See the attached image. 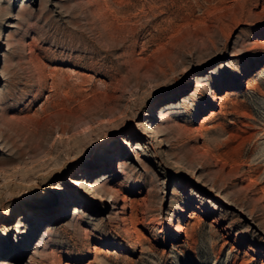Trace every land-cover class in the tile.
<instances>
[{"label":"rangeland","instance_id":"1","mask_svg":"<svg viewBox=\"0 0 264 264\" xmlns=\"http://www.w3.org/2000/svg\"><path fill=\"white\" fill-rule=\"evenodd\" d=\"M0 264H264V0H0Z\"/></svg>","mask_w":264,"mask_h":264}]
</instances>
